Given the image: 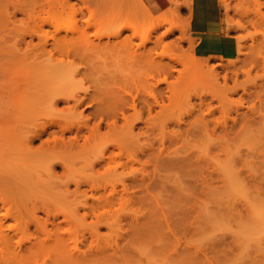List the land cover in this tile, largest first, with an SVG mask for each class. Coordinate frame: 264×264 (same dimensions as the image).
<instances>
[{
  "label": "rangeland",
  "instance_id": "1",
  "mask_svg": "<svg viewBox=\"0 0 264 264\" xmlns=\"http://www.w3.org/2000/svg\"><path fill=\"white\" fill-rule=\"evenodd\" d=\"M184 1L171 0L169 8L158 15L150 10L154 18L103 25L105 18L121 15L125 18L133 12L116 11V0H89L85 11L80 7L81 1L72 0L79 9L78 24L74 27L70 14L50 25L55 17L53 12H47L35 23L20 13L15 20H5L7 8L0 0V130L54 128L61 126L56 122L67 116L31 104L35 94L28 86L25 66L35 57L31 56L26 42H30L27 35L41 27L49 36H54L58 28L62 36L69 31L65 49L88 47L85 40L91 46L97 44L99 37L103 40L106 48L92 50L87 58L84 55L88 51L81 56L55 54L58 61L54 62L63 61L65 67L73 70L74 74L66 79L74 81V90L93 93L97 88L99 97L102 93L99 82H107L108 88L127 99L156 96L160 103L151 116L145 108H138L143 111L138 158L134 151H125L117 160V169L97 179V186L107 188V194L101 191L91 196L89 192V200L85 196L76 199L78 203L87 200L94 207L115 192L116 202L102 207L97 213L99 219L90 214L84 217L85 210L77 218L64 220L60 215L59 225L54 227L49 223L46 235L38 240L42 247L34 254L37 257L28 254L33 257L23 261L28 264H264V0H228L227 32L236 36V43L222 55L205 59L196 52L191 15L184 11H190L189 7L182 5L176 11ZM160 17L166 19L165 23L152 29ZM89 19L90 25L86 23ZM73 28L79 30L71 31ZM122 29V37H111L110 41L104 37ZM138 30L141 37L134 40L136 43L148 35L154 41L163 38L156 47L154 44L149 47H155L160 62H167L170 57L178 60L173 73L165 75L154 68L127 69L128 54L122 50L121 43ZM25 36L26 42L16 47L18 38ZM38 43L35 37L34 51ZM241 43L245 47L238 56ZM18 49L22 54L24 50L28 52V61L21 58L23 63H16ZM47 49H53L51 39ZM44 63H53L50 56L44 57ZM234 63L244 70L236 80L228 70ZM123 67L126 68L122 70ZM227 73L229 78L225 80ZM91 111L88 108L86 114ZM132 113L130 110L129 114ZM132 120L138 121L139 115ZM100 142L109 144L110 135L102 137ZM35 144L40 142L37 140ZM58 172L61 174L62 170L59 168ZM73 174L86 173L77 170ZM135 175L144 177L146 183L133 186L131 178ZM181 182H185L184 189L179 186ZM49 208L52 213L62 211L59 205L51 204ZM259 226L263 228L261 234H258ZM48 237L53 239V242L49 240L50 244ZM55 238L64 240L67 249L58 252L53 247ZM24 240L27 241V236ZM112 248L117 254L115 250L111 255L103 253ZM183 250L186 253H179ZM70 252L81 259L71 260Z\"/></svg>",
  "mask_w": 264,
  "mask_h": 264
},
{
  "label": "bare ground",
  "instance_id": "2",
  "mask_svg": "<svg viewBox=\"0 0 264 264\" xmlns=\"http://www.w3.org/2000/svg\"><path fill=\"white\" fill-rule=\"evenodd\" d=\"M3 1L7 8L5 20H15L16 15L20 13L24 19L35 23L47 12H53L55 17L50 25L56 24L53 22L55 20H59V22L64 20V17L69 14L73 18L74 27L78 24L79 9H76L75 4L71 3L72 0ZM79 1H81L80 5H83V7L80 6L81 9L88 10L89 0L87 2L85 0ZM116 2V6L114 5L116 11L127 9L132 11L133 15L127 17L125 15V18L122 15L116 16L117 18L113 17L114 19L105 18L102 21L103 25L118 21L126 24L130 20L154 18L142 0H119ZM108 3V8L112 10V5L110 2ZM105 4L107 3L105 2ZM223 4L225 12H227L230 8V1L225 0ZM110 10L109 12H111ZM124 13L122 12L123 15ZM91 19L86 21L88 25H90ZM165 20L160 17L158 21L152 24V29H157L158 26L165 23ZM244 22L247 20L245 19ZM78 30V28H73L71 31ZM123 30L114 34H107L104 37H107L108 41L111 37H122ZM69 33L66 31V35L62 36L58 28L54 36H49L41 27L40 30H35L27 35L30 37V42H26L27 36H25L19 37L15 43V46L18 47L19 44L26 42L31 56L35 57L25 66L28 86L31 93L35 94L31 104L40 109H50L55 114L66 113L67 116L63 121L56 122L61 126H54V128L44 126L43 128L25 131L19 129L0 130V264H28L26 262L29 259L28 256L30 258L35 257L34 254H37V249L42 247V243L38 240L46 235L47 225L50 223L57 227L60 215H63L64 220L69 217L77 218L80 217L81 210H85L84 217H88L90 214L99 219L100 216L97 214L99 210L104 206L114 204L117 200V193H109L104 200L97 202L94 207L89 206L87 200L86 203H78L76 199L85 196L89 200V192L92 193L91 196L94 192L100 193L101 191L105 195L107 194V188L97 186V179L103 177L102 175L114 172L117 169V160L122 158V153L124 154L125 151H134L133 153L138 158L140 152L138 140L143 134L141 133L143 111L138 108H145L148 115L151 116L155 108L160 106L156 96L154 99H127L117 94L115 90L108 88L107 82H99L98 88L102 93H99L98 96L101 98L96 95L97 88L93 93L89 90L83 92L74 90V81L66 79V77L74 74L73 70L65 67L63 61L54 62L58 61L54 58L55 54L66 55L67 57L81 56L88 51V55H84L87 58L92 50L105 49L106 46L103 45V40L99 37L96 45L91 46L89 40H85L88 47L80 46L79 48L65 49V40L69 39ZM35 37L39 40L36 51L33 49ZM139 37H141V32L139 30L134 31L121 43L122 50L128 54L127 69L133 67L134 70L154 68L165 75L173 73L175 62L178 60L170 57L167 62H160L154 53L155 47L163 42V38L154 41L148 35L142 39L141 43H136L134 40ZM50 39L53 41V49L47 51V44ZM149 44H154L155 47H149ZM244 47L245 45L242 43L238 45V56L242 54ZM16 55L17 64L23 63L21 58H26L27 61L29 59L26 50L22 54L21 50L18 49ZM45 56H50L53 63L45 64ZM229 66L231 67L228 70L235 80L239 74L244 72L237 63ZM125 68L123 67L122 70ZM94 69L99 70L95 67ZM228 78L229 74L227 73L225 80ZM164 82H166V78ZM88 108L92 109L90 114H86ZM130 110L133 111L132 114H129ZM48 113L50 112L48 111ZM136 115H139V120L135 122L132 119ZM103 129L106 131L103 132ZM108 134L111 137V142L103 145L100 139ZM37 140L40 142L39 145L35 144ZM92 150L96 151L90 156ZM116 151L118 152L116 153ZM78 156L80 159L76 160ZM59 168L62 170L61 174L58 172ZM77 170L85 171L86 174L74 175L73 172ZM145 183L144 177L135 175L131 178V184L135 187ZM179 186L184 189L185 182H181ZM51 204L59 205L62 211L52 213L49 208ZM260 217L259 221H261ZM11 221L14 223H10ZM261 232L263 233L262 227L261 229L258 228V234ZM26 236L27 241L24 240ZM63 242L64 240L57 239L55 245L52 246L58 252L61 249L66 250ZM114 250L116 251L112 248L111 251L105 250L103 253L111 255L115 252ZM185 251L179 253H186ZM28 254H33V256ZM69 257L74 261L81 259L76 253H71ZM24 258H26L25 263Z\"/></svg>",
  "mask_w": 264,
  "mask_h": 264
},
{
  "label": "crops",
  "instance_id": "3",
  "mask_svg": "<svg viewBox=\"0 0 264 264\" xmlns=\"http://www.w3.org/2000/svg\"><path fill=\"white\" fill-rule=\"evenodd\" d=\"M142 1L156 15L163 13L171 5V0ZM182 5L190 9L184 11L191 15V32L193 38L197 40L196 52L199 57L205 59L222 55L225 49L234 48L236 36L227 32L226 13L220 0H185L176 7V11Z\"/></svg>",
  "mask_w": 264,
  "mask_h": 264
}]
</instances>
